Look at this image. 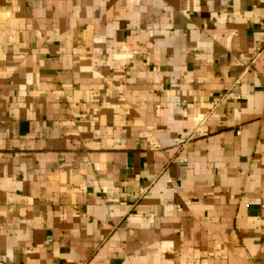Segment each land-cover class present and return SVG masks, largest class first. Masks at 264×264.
<instances>
[{
    "label": "crops",
    "instance_id": "crops-1",
    "mask_svg": "<svg viewBox=\"0 0 264 264\" xmlns=\"http://www.w3.org/2000/svg\"><path fill=\"white\" fill-rule=\"evenodd\" d=\"M0 264H264V0H0Z\"/></svg>",
    "mask_w": 264,
    "mask_h": 264
}]
</instances>
